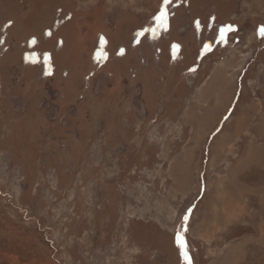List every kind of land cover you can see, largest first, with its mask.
I'll list each match as a JSON object with an SVG mask.
<instances>
[{
  "label": "rangeland",
  "instance_id": "obj_1",
  "mask_svg": "<svg viewBox=\"0 0 264 264\" xmlns=\"http://www.w3.org/2000/svg\"><path fill=\"white\" fill-rule=\"evenodd\" d=\"M162 4L0 0V264H264V0Z\"/></svg>",
  "mask_w": 264,
  "mask_h": 264
},
{
  "label": "snow or ice",
  "instance_id": "obj_2",
  "mask_svg": "<svg viewBox=\"0 0 264 264\" xmlns=\"http://www.w3.org/2000/svg\"><path fill=\"white\" fill-rule=\"evenodd\" d=\"M170 3H171V0H163V4L159 9L158 14L154 16V21H155L156 27L155 28H149V29H147V31L156 32L160 29H163L164 31L168 30V28H169V8H168V6ZM196 26H197V28L200 27V21L199 20L196 21ZM228 30H235V29L232 25H229V26H227L225 31H228ZM142 34L143 33H139V35H142ZM260 34L262 36H264V27L260 28ZM31 42L33 44L36 43L35 39H33ZM137 42H139V41H137ZM102 43H106V41H103V38H102ZM173 47L175 49H179L180 46L177 44V45H174ZM205 47L207 48L208 46L206 45ZM120 52H121V54H123L124 49H121ZM106 56H107V53H99V52L97 53L98 58H106ZM29 58L34 60L35 54H31ZM49 59H50V57H48L46 54L45 60L47 61ZM193 71H194V69H193ZM188 212L190 213L191 209H189ZM183 220H184V225L175 234L176 235V243H177L178 248L180 250V254L185 261V264H192V258L189 255V244H188V241H187L186 236H185V233L188 231L187 222L189 220V215H184Z\"/></svg>",
  "mask_w": 264,
  "mask_h": 264
},
{
  "label": "trees",
  "instance_id": "obj_3",
  "mask_svg": "<svg viewBox=\"0 0 264 264\" xmlns=\"http://www.w3.org/2000/svg\"><path fill=\"white\" fill-rule=\"evenodd\" d=\"M215 18V16H212L211 17V20H213ZM260 28L261 27H264V25H260L259 26ZM195 28H196V32L197 33H199V29H200V27L199 28H197V26L195 25ZM225 29L226 28H223L222 29V32L223 33H226L227 31H225ZM149 36V35H148ZM222 37L224 38V36H218L217 38H216V42H218L220 39H222ZM261 38H262V40H261V42L264 44V36H262L261 35ZM33 39H31V41H32ZM36 41V40H35ZM175 45V44H174ZM208 46L207 48L205 47V46ZM39 46V42H37L36 41V43L35 44H33L32 42H31V48H30V50L28 51L30 54H35V59L33 60V59H24V61H23V63H24V65L26 66V68H27V66H32V67H36V66H38V64H37V61L39 60V52H38V50H36L35 48L36 47H38ZM170 54L172 55L173 54V51H172V49L170 48ZM213 50H214V47H213V43H212V41H210V40H205L203 43H202V45H200V47H199V50H198V62L200 63V61L201 60H204V58L206 57V56H208L210 53H212L213 52ZM27 51H26V53H28ZM49 54L50 53H48L47 54V56H49ZM50 57V56H49ZM25 58H26V56H25ZM45 63H50V62H48V61H46L45 60ZM49 77H51V73H50V71L49 72H45L44 73V79H48ZM31 86V85H30Z\"/></svg>",
  "mask_w": 264,
  "mask_h": 264
}]
</instances>
